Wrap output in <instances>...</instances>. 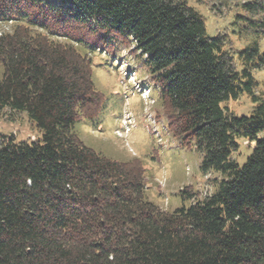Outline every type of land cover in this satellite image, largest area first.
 Wrapping results in <instances>:
<instances>
[{
	"label": "trees",
	"instance_id": "trees-1",
	"mask_svg": "<svg viewBox=\"0 0 264 264\" xmlns=\"http://www.w3.org/2000/svg\"><path fill=\"white\" fill-rule=\"evenodd\" d=\"M241 8L239 32L264 37V0ZM5 23L0 113L25 115L39 137L0 134V264H264V103L248 116L222 106L242 93L256 101L257 40L237 52L238 70L185 0H0ZM118 43L133 46L200 171L221 175L172 212L145 198L138 161L106 158L75 132L104 102L80 47ZM240 140L253 143L242 164L231 157Z\"/></svg>",
	"mask_w": 264,
	"mask_h": 264
},
{
	"label": "rangeland",
	"instance_id": "rangeland-1",
	"mask_svg": "<svg viewBox=\"0 0 264 264\" xmlns=\"http://www.w3.org/2000/svg\"><path fill=\"white\" fill-rule=\"evenodd\" d=\"M63 3V0H47ZM205 22L209 36L219 35L225 40L223 49L233 55L236 67L241 63L237 52L254 40L259 53H264V37L239 32L237 15H244L241 5L248 0H185ZM11 24H0V31H9ZM91 60L94 88L103 96V105L91 120H79L75 132L83 143L98 154L119 162L138 161L144 169V195L155 206L172 212L188 206L196 199L216 189L215 179L220 173L200 171L201 154L194 145L184 146L168 126V111L159 98L151 76L141 67L133 46L116 44L110 50L89 52L80 47ZM257 62V58H256ZM2 69L0 67V77ZM255 81L253 95L246 93L236 100L222 104L236 116H248L257 103H264V65L252 68ZM0 134L11 135L16 141H33L39 132L25 115L8 118L0 113ZM264 132L260 136H263ZM253 143L240 140L232 158L242 164ZM193 194L186 198L182 190Z\"/></svg>",
	"mask_w": 264,
	"mask_h": 264
}]
</instances>
